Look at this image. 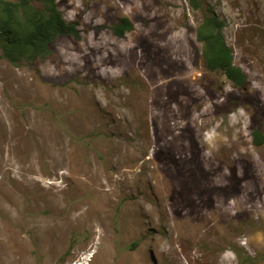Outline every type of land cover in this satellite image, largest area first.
Returning a JSON list of instances; mask_svg holds the SVG:
<instances>
[{
    "label": "rangeland",
    "instance_id": "rangeland-1",
    "mask_svg": "<svg viewBox=\"0 0 264 264\" xmlns=\"http://www.w3.org/2000/svg\"><path fill=\"white\" fill-rule=\"evenodd\" d=\"M205 4L243 89L186 0H57L79 39L0 59V264H264V0Z\"/></svg>",
    "mask_w": 264,
    "mask_h": 264
},
{
    "label": "trees",
    "instance_id": "trees-1",
    "mask_svg": "<svg viewBox=\"0 0 264 264\" xmlns=\"http://www.w3.org/2000/svg\"><path fill=\"white\" fill-rule=\"evenodd\" d=\"M191 10L201 13V21L195 30L196 41L201 45L205 68L224 76L234 87L243 89L247 78L234 65L233 52L223 36L224 23L205 4V0H186ZM35 7L28 0H0V59L15 67L31 65L38 67L52 56L53 44L60 37L79 39L75 23L67 22L62 16L57 0H39ZM127 18L112 26L115 36L123 37L132 30ZM252 143L259 147L264 135L252 131Z\"/></svg>",
    "mask_w": 264,
    "mask_h": 264
}]
</instances>
